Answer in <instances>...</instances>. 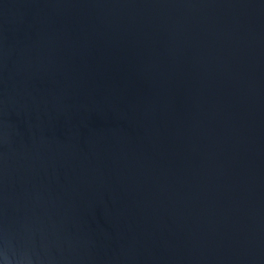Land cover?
Returning a JSON list of instances; mask_svg holds the SVG:
<instances>
[{"label":"water","instance_id":"obj_1","mask_svg":"<svg viewBox=\"0 0 264 264\" xmlns=\"http://www.w3.org/2000/svg\"><path fill=\"white\" fill-rule=\"evenodd\" d=\"M0 264H264V0H0Z\"/></svg>","mask_w":264,"mask_h":264}]
</instances>
